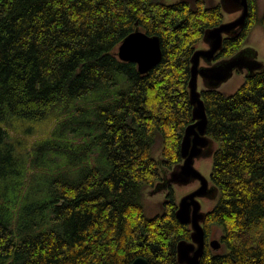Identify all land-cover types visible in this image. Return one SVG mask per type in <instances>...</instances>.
<instances>
[{
    "label": "trees",
    "instance_id": "1",
    "mask_svg": "<svg viewBox=\"0 0 264 264\" xmlns=\"http://www.w3.org/2000/svg\"><path fill=\"white\" fill-rule=\"evenodd\" d=\"M249 4L217 60L264 29L258 0ZM224 20L218 0H0V264H178L191 231L176 217L174 189L153 217L143 203L161 167L181 162L194 122L190 60ZM137 29L162 43L145 75L117 56ZM203 98L220 197L200 264H264V71ZM24 121L56 125L31 145H5Z\"/></svg>",
    "mask_w": 264,
    "mask_h": 264
},
{
    "label": "water",
    "instance_id": "2",
    "mask_svg": "<svg viewBox=\"0 0 264 264\" xmlns=\"http://www.w3.org/2000/svg\"><path fill=\"white\" fill-rule=\"evenodd\" d=\"M218 3L225 20L218 26L206 29L190 60L188 90L194 122L185 129L181 143V162L172 169L162 166V180L154 188L149 189L163 187L166 194L162 201L170 189H174L175 193L179 189L185 190L180 198L176 194L178 206L176 217L181 224L188 226L191 232L190 240H182L177 245L178 264H200L207 246L204 223L209 211L220 197L219 189L211 180L213 158L218 144L207 134L209 119L203 91L225 93L222 91L225 90L223 86L229 83L235 74H241L245 80L264 71V60L258 59V52L249 48V42L232 57L217 60L218 54L224 48L225 40L241 34L250 13L249 0H218ZM117 56L123 62L135 63L140 74H148L162 60L161 38L137 29L123 40ZM156 157L161 160L160 152ZM206 162H209L207 164L209 169H206L207 165L202 167ZM208 171L209 177L206 176ZM208 202L214 204L204 210V203ZM209 246L215 252L222 248L217 238L211 240ZM131 264L149 263L139 257Z\"/></svg>",
    "mask_w": 264,
    "mask_h": 264
},
{
    "label": "rangeland",
    "instance_id": "3",
    "mask_svg": "<svg viewBox=\"0 0 264 264\" xmlns=\"http://www.w3.org/2000/svg\"><path fill=\"white\" fill-rule=\"evenodd\" d=\"M176 0H165L169 4L175 3ZM258 9L259 13L262 14L264 11V0H258ZM249 48L258 52L259 60H264V29L261 25L257 26L249 41ZM244 80V76L241 74H235L234 78L227 84L223 86L225 88V93H233L236 89L242 84ZM55 123H48L44 125H40V123L24 121L17 123V129H13V131H8L9 135L6 137L4 144H17L18 141H23L24 143L32 144L37 139L47 138L50 135V132L55 127ZM99 157V152H95L92 156V159H97ZM209 164V162L203 163L204 165ZM206 169H209V165L206 166ZM206 176H210V171L206 173ZM185 190L179 189L176 190L177 197L180 198L184 194ZM166 192L163 187L154 190L146 191L145 201L143 206L145 207L146 214L150 217H153L161 212L159 208L160 203L162 202ZM204 210L209 209L213 206L214 202L204 203ZM215 237L218 239L220 237V232L215 234ZM11 263V261H8Z\"/></svg>",
    "mask_w": 264,
    "mask_h": 264
}]
</instances>
